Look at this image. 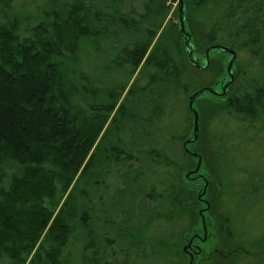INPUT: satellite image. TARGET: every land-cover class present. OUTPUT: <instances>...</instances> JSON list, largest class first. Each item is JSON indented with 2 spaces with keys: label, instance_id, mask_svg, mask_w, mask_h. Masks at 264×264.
Listing matches in <instances>:
<instances>
[{
  "label": "trees",
  "instance_id": "1",
  "mask_svg": "<svg viewBox=\"0 0 264 264\" xmlns=\"http://www.w3.org/2000/svg\"><path fill=\"white\" fill-rule=\"evenodd\" d=\"M183 1L195 56L204 50L205 58L214 44L248 54L227 88L232 102L225 111L247 131L263 132L264 0ZM17 2L0 0V259L38 264V254L28 260L42 240L51 264H185L176 220L191 213L176 196L185 170L179 153L193 167L180 147L192 126L175 133L166 117L185 107L189 118L188 97L213 87L221 62L212 58L205 71L189 60L172 18L175 0H34V13ZM104 55L114 57L110 64H96ZM107 73H121V80L107 82ZM216 139L222 166L227 147L236 146L230 137ZM243 160L253 166L245 178L241 167L223 170L231 178L225 196L232 211L262 216L264 172ZM90 166L97 169L92 181ZM104 175L121 190L98 217L95 205L103 208L109 196V186L100 191ZM234 177L239 182L231 186ZM237 220L227 243L260 247L264 225L252 230L243 213ZM77 231L86 237L79 260L64 262Z\"/></svg>",
  "mask_w": 264,
  "mask_h": 264
},
{
  "label": "rangeland",
  "instance_id": "2",
  "mask_svg": "<svg viewBox=\"0 0 264 264\" xmlns=\"http://www.w3.org/2000/svg\"><path fill=\"white\" fill-rule=\"evenodd\" d=\"M33 1L34 0H18L16 5L17 8L24 7V11L34 13L33 7L35 6L36 2L33 3ZM136 4L138 5L137 1ZM173 12L177 13V15L172 16V18L174 19V21H177L179 23L178 4L176 2L173 5ZM210 56L211 59L213 58L221 62V67L215 68L214 71L220 72L222 74L218 75L216 79H214L213 84V88L221 92L222 87L230 80V75L228 73L227 67L230 59L232 58V55L220 50H213L210 53ZM197 57L199 58L201 64L204 65V50H199L197 52ZM109 58L113 59L114 57H110L109 55L99 56V58L96 60V64L109 65ZM247 59L248 54L246 52L238 53L233 65L235 76H237L242 70L241 63H248ZM98 71L99 70H97V73H99ZM195 75L199 76L198 73H195ZM103 76V79L105 78L107 82L113 77L121 80V73H107L103 74ZM203 78L200 80L201 82L204 81ZM231 102L232 96L230 92L223 98L216 96L210 92H205L196 99V102H194V107L200 113V127L198 135L199 140L193 145H190V149L196 150L204 156V165L206 166L203 165V167L198 170L191 179L187 178V175L181 172L180 177L183 178V183L179 193L176 196V199L180 203L182 209L191 213V217H188L187 219L179 217L176 220L178 230L180 232L183 230L182 237L184 242L182 247H184L185 244H188V240L193 234H199L203 236V229L201 226L199 211L202 207H204V205L199 204L197 199L203 192V188L204 192L207 190L206 194L203 196L204 201L206 200L209 203V207L208 209L205 208L203 209V211H201L204 214L205 210H208L205 213V217L209 228V236L206 239L207 241L205 243H201L200 241L196 242L198 245L202 246L203 251L200 256H194L191 259L193 261V264H264V243H262L260 247L255 246V248H251L249 245H246V247L238 246L237 242L231 244L227 243L228 231H231L230 225L236 226L237 222H239V220H237V217L240 216L241 213L244 214V219L252 224V230H259L262 225H264V201L259 207V210H262V216H260L261 214H257L259 213L257 212L258 210L251 211L248 209L247 211L242 208L233 210V212L230 209V207L234 206L233 201H230L229 199L230 193L228 192L225 196L224 181L231 180V178L228 177V175H225L223 173V170H230L234 167L233 169H235V171L237 172L236 168L241 167L238 169L242 171L244 176V174L246 175V173L243 170L253 168V166H248L250 164H247L243 160L247 159L248 161L258 162V167L260 168L259 170L264 172V130L263 132L257 131V133L254 132L253 134L252 130L247 131V127L245 124L239 125L235 123L236 120L230 115H227V112L225 111V107L229 106ZM171 116L172 113L170 115V119ZM189 118L186 108L180 107L179 109L174 110L172 116L173 124L168 123V126L166 127L169 128L170 131L172 130V128H174L176 133V129L187 126L188 122H190L192 129L188 135L193 136V116L191 115ZM253 135L256 136V139L252 137ZM225 137H230L231 143H233L236 148L231 149L230 147H227L226 152H229V155H227V157H225L226 155H223L224 159L222 160L221 166L220 160L222 158L221 154L223 153V150L221 149V147H219V143L217 142L216 138H218L220 142L224 143V141H226L224 140ZM180 147H182V143ZM229 148L231 152L229 151ZM240 149L243 150L242 153ZM179 155L180 156L178 158L180 159H177L180 163L182 171L184 169L187 170L188 168H190L192 166L189 165L190 161H187V159H185V157L181 153H179ZM196 164L197 160H193L194 168ZM92 170H94L93 167ZM89 175L90 171L88 170V177L86 176L87 180L89 179ZM240 178H243L242 175L240 176ZM205 179L208 180L206 184H204ZM236 181L237 183L239 182L237 178L234 177L233 182H230L229 184L233 186L236 184ZM110 183L111 186L117 185V182L115 180H111ZM63 202L64 199H62L60 206L63 204ZM100 208V204L97 203L95 205L97 216L103 217L104 212L101 211ZM205 235H208L207 232H205ZM81 238L79 239V231H77L73 240H71L68 249H66L62 254V256H64V262H66L68 257L74 260H79L80 252L85 244L84 238L86 237L82 239ZM77 240L79 241V244L75 246ZM42 244L43 241L39 240L37 245L30 253L28 262H30L38 254L40 258L38 264H51V259L46 256V249L45 246H42ZM259 252L261 253V255L259 254ZM3 260L4 258L0 259V264H4ZM188 260L189 258L185 253V264L189 263Z\"/></svg>",
  "mask_w": 264,
  "mask_h": 264
},
{
  "label": "flooded vegetation",
  "instance_id": "3",
  "mask_svg": "<svg viewBox=\"0 0 264 264\" xmlns=\"http://www.w3.org/2000/svg\"><path fill=\"white\" fill-rule=\"evenodd\" d=\"M178 21H179V18H178ZM179 24H180V21H179ZM131 86V83L129 84V87ZM128 89V88H127ZM219 92V94H216V96H219V97H225V96H227V94H228V92H227V94L225 95V96H221L220 95V93L222 92H220V91H218ZM215 95V94H214ZM126 96V92L124 93V95H123V97L122 98H120V101H119V104H118V106H117V108H116V111H117V109H118V107H120V105H121V102L124 100V97ZM190 97V96H189ZM189 97H188V101H189ZM198 98V96L196 97V99ZM196 99H195V102H196ZM198 111V110H197ZM191 112H192V115H193V129H194V112L191 110ZM199 113V112H198ZM170 112L168 113V115H167V117H166V119H167V124H166V126H168V123H170V124H173V120H172V117H171V119H170ZM199 115H200V113H199ZM172 120V121H171ZM182 124V123H181ZM156 125V124H155ZM180 130H182V131H184V130H186V126H184V127H181L180 128ZM193 132H194V130H193ZM174 135L175 134H173V133H171L170 132V134H169V136H168V138H167V144L169 143V144H171L172 145V143L174 142ZM193 139H194V133H193V136H189V135H187V136H185L184 138H183V142H182V146H183V148H184V151L187 153V154H189L190 156H191V158L193 159V160H197L198 161V158L197 157H195L194 155H193V153H198V154H200L201 155V159H202V161H201V166H200V168H199V170L203 167V165L205 164V159H204V156L200 153V152H198V151H196V150H193V149H190V145H193L194 143H196V142H198V140H199V136H198V138H197V140H195V141H193ZM188 140H191L192 142H189L188 144H187V149L185 148V143L186 142H188ZM221 164V163H220ZM196 166H197V164H196ZM196 166H195V168H196ZM204 166H206V165H204ZM92 167L93 166H91L90 168H89V171H90V175H89V179L91 180V177H92V175H93V173L95 172L96 173V171H97V169L95 170H92ZM94 168V167H93ZM194 167L193 168H188L187 170H184V172L183 173H185V175H187L189 172H192L194 169H195ZM102 171V170H101ZM101 171L100 172H98V173H101ZM195 175V173H191L189 176H186L187 178H189V179H191L192 178V176H194ZM203 178V177H202ZM88 179V180H89ZM119 179V178H118ZM109 180V178H105V175H104V177L102 178V179H100L99 181V184H100V190H103V189H105V188H107V186H109V196H105L104 197V200H103V208H101L100 210L101 211H103L104 213H105V209H106V205H107V202H108V200H110L114 195H115V192L117 191V190H121V182H117V185H115V186H111V183H110V181H108ZM112 180H114V179H112ZM92 181V180H91ZM207 181L208 180H206L205 179V181H204V184H206L207 183ZM89 188H90V190H91V188H92V182L90 183L89 182ZM205 190H206V188H205ZM207 191V190H206ZM206 191L204 192V188H203V192L199 195V197H198V199H197V201L199 202V204H203L204 205V207H202L201 208V210L203 211V209H205V208H207L208 209V207H209V203L206 201H204V196L203 195H205L206 194ZM106 192H108V191H106ZM90 206H91V203H90ZM199 211V215H200V218H201V226H202V229H203V236H201V235H199V234H193L192 236H190V238H189V240H188V244H185V246L183 247V249H184V252L186 253V255H187V257L189 258V260H188V262H190V260L194 257V256H200L201 255V253H202V246L201 245H198L196 242L197 241H200L201 243H205L207 240V238H208V236H209V231H208V224H207V220H206V217H205V213L208 211V210H205V212H204V214H203V212L202 211ZM104 215V214H103ZM203 217H204V221H205V229H204V225H203ZM92 221V219H91V216H90V218H89V224H90V222ZM205 232H207V234L208 235H205ZM232 242H230L229 244H231ZM216 248V247H215ZM192 264H193V261H192Z\"/></svg>",
  "mask_w": 264,
  "mask_h": 264
},
{
  "label": "water",
  "instance_id": "4",
  "mask_svg": "<svg viewBox=\"0 0 264 264\" xmlns=\"http://www.w3.org/2000/svg\"><path fill=\"white\" fill-rule=\"evenodd\" d=\"M178 8H179L180 31H181V33L184 36V44H185V46L187 48V53H188L189 60L197 68L204 69V65L201 64L199 58L196 57L195 55H190V53L188 51V49L191 47V43H190V40H189V31L186 29V26H185V16H184V11H183V9H184V1H183V8H181L180 5H179ZM209 48L211 49V51L217 49V50H221L223 52H227V53L232 54V58L230 59V61L228 63V67H227L228 73L230 75V80L223 86L222 92L220 93L221 96H225L227 94L228 86L232 83V81L235 78V74H234V71H233V65L235 63V60L237 58L238 53H237V51L235 49H233V48H231V47H229L227 45H223V44H214V45L210 46ZM207 49L205 51V59L208 58V56L206 55ZM206 91H208V92H210L212 94H215V95L219 94V92L217 90H215V88L207 86V87H205L203 89L195 91L189 97L188 106H189L190 110H192L194 112V139H193V141L197 140L198 135H199V127H200V123H199L200 117H199V113H198L197 109H195V107H194V102H195V99H196L197 96H199L200 94H203ZM189 142H192V141L188 140V142H186L185 145H184L186 149H187V144ZM193 155L198 158L197 166L192 172H189L187 174V176H189L191 173H196L199 170L200 166H201V161H202L201 155L198 154V153H193ZM204 220L205 219L203 217V225H204V229H205L206 227H205V221ZM188 264H192V260H190V262Z\"/></svg>",
  "mask_w": 264,
  "mask_h": 264
},
{
  "label": "snow or ice",
  "instance_id": "5",
  "mask_svg": "<svg viewBox=\"0 0 264 264\" xmlns=\"http://www.w3.org/2000/svg\"><path fill=\"white\" fill-rule=\"evenodd\" d=\"M169 2L171 3L172 0H169ZM175 2L177 4H179L181 6V8H183V0H175ZM189 40H190V43H191V33L190 32H189ZM188 51H189L190 55H195V53H196V44L195 43H191V47L188 49ZM210 53H211V49L208 48L207 49V53H206L208 58L205 59V61H204V70L205 71H208L212 67V60H211Z\"/></svg>",
  "mask_w": 264,
  "mask_h": 264
}]
</instances>
